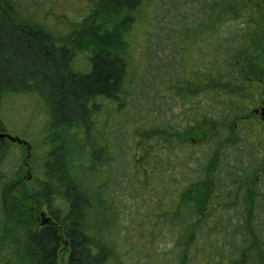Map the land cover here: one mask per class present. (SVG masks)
<instances>
[{
  "label": "trees",
  "instance_id": "1",
  "mask_svg": "<svg viewBox=\"0 0 264 264\" xmlns=\"http://www.w3.org/2000/svg\"><path fill=\"white\" fill-rule=\"evenodd\" d=\"M147 1L96 0L66 35L32 16L30 10L26 13L20 0H0V132H6L1 105L7 94L35 93L48 113L47 133L42 140L47 151L44 178L34 192L25 188L26 196H18L19 200L16 196L14 231L9 232L11 215L9 218L4 207L0 217V264H59L63 255H67V264H113L109 245L112 221L107 215L112 213L113 220L119 207L117 199L110 196V172L101 182L95 179L98 167L108 168L111 161L110 137L100 130V124L108 105L114 104L120 111L133 97L126 88L129 61L125 52L128 35L138 22L136 11ZM191 1L197 3L198 14L175 26L180 43V50L175 52L185 60V71L194 74L173 78L171 88L177 97L202 92L214 95L215 103L229 109L225 116L230 119L237 106L239 117L248 111L249 99L264 94V0ZM153 25L152 19L146 32L145 63ZM81 54L84 64L77 63ZM221 116L218 122H226ZM241 120L246 121L245 117ZM257 126L264 141V121L258 120ZM166 129L168 132L160 129L167 136L162 144L173 147L170 141L175 131L183 130L172 124ZM246 132L242 139L252 144L254 137L251 131ZM224 133L221 129L220 138L210 144L219 146L226 141L222 139ZM97 134L105 138L98 150L97 146H88L96 142ZM13 142L6 137L0 139V181L19 178L21 173L22 164L11 166V162L8 166L13 177L3 172ZM100 151L104 153L103 162L96 156L100 157ZM158 154L156 149L153 155ZM107 155L110 159L104 161ZM247 158L244 154L240 158L243 162L233 166L229 183L218 167L215 182L223 185L224 196H215L212 207L203 208L198 198L180 199L184 190L176 189V183L164 196L159 195V230L173 229L175 239L170 252L176 259L171 264H256L258 258L264 264V191L254 195L258 184L248 187L245 180L242 189L246 187V191L233 196L240 184L235 169L241 176L255 170L245 167ZM202 177L200 171L194 185ZM152 188L155 194L162 192L159 187ZM28 202L31 207L26 206ZM44 206L51 219L41 223L37 214ZM114 239L119 247L118 238Z\"/></svg>",
  "mask_w": 264,
  "mask_h": 264
},
{
  "label": "rangeland",
  "instance_id": "2",
  "mask_svg": "<svg viewBox=\"0 0 264 264\" xmlns=\"http://www.w3.org/2000/svg\"><path fill=\"white\" fill-rule=\"evenodd\" d=\"M20 1L26 13L30 10L32 16L66 35L73 30L77 20L90 12L96 2V0ZM197 14V3L191 0H148L136 11L138 22L128 35V50L125 52L129 61L126 88L133 92V97L129 98L130 102L120 111H116L114 104L108 105L100 130L102 132L105 130L110 137L111 150L109 149L108 155L111 161L108 162L110 165L108 168L98 167L99 171L95 178L96 183L101 182L110 172L108 178L110 196L117 199V202H114L119 207L116 218L113 217L112 220V213L107 215V220L112 221L109 245L113 250L111 252L113 264H171L173 258L176 259L175 254L170 252L175 244L171 231L173 229L160 231L161 221L157 217L158 199H162L159 195L164 196L163 193L171 189L172 183H176L175 187L179 191L184 190L178 196L180 199L198 198L203 208L206 205L212 207L215 196H224L221 189L223 185H217L215 182L218 167L221 169L223 179L228 181L234 172L233 166L243 162L240 158L246 154L248 162L245 167L247 169L255 167V170L249 176H241L235 169L240 184L233 196H238L244 189L246 191V187L242 189L245 180L248 187L258 184L254 195L264 191V141L261 140L262 133L257 126L258 120L262 121L264 114L255 110L257 107L260 108V100L264 98V94L249 99L248 111H244L239 117L237 106H234L235 113L229 119L225 116L229 109H225L223 104L215 103L217 99L214 95L210 97L206 92L200 95L193 93L195 96L188 99L180 95L177 97L171 88L173 78L178 76L185 78L194 74L189 70L185 71V60L178 55L179 52H175L180 50V43L176 38L178 26H175L184 24ZM152 19L154 25L149 34L148 59L145 63L146 32ZM143 31L145 35L141 38ZM202 34L203 32L200 35ZM203 47L207 48L206 45ZM193 50L192 47L191 55ZM78 57L77 63L84 64L83 55ZM40 102L35 93L29 95L12 93L5 95L1 105L6 133L23 140L13 142L12 149L15 152H11L10 149L3 168V172L6 174L8 172L9 177H13V171L9 170L8 164L10 162L11 166L22 164L19 178L0 181V217L4 215L2 213L4 207L7 208L9 218L11 215L9 232L16 228L14 220L17 216L15 212L17 205L13 206V203L17 202L14 201L20 199L18 196H26L25 188L34 192L44 178L43 163L47 151L42 140L47 133V129H44L48 113ZM219 116H225L227 121L218 122ZM241 117H245V123ZM171 124L183 130L178 133L175 131L174 138L170 141L171 143L173 141V147L169 143L162 144L167 136L161 134L162 131L168 132L166 128ZM221 129L225 131V137L223 135L222 139L225 138L226 141L219 146L210 144L220 138L221 135L218 134ZM244 130L251 131L254 137L252 144L242 139L245 138L242 136ZM103 135L97 134L96 142L88 146L92 148L97 146L95 149H100L105 142ZM156 149L159 150V154L153 155ZM99 153L101 158L98 154L96 156L103 162L104 153L103 151ZM108 155L104 161L110 159ZM146 160L151 161L145 164ZM200 171H203L202 180L194 185L197 181H193L198 179ZM259 180L261 181L258 182ZM152 187H159V192H162L155 194ZM217 187L220 188L215 193ZM186 193L188 196H184ZM30 205L28 202L26 206ZM37 218L41 223L46 222V218L51 219L47 207L44 206L38 212ZM95 219L98 220V217L95 216ZM95 225L97 227L98 222L95 221ZM114 238H118L121 244L119 247ZM128 248L130 249L127 250ZM260 261L258 258L256 264H260ZM59 264H67V255L61 257Z\"/></svg>",
  "mask_w": 264,
  "mask_h": 264
},
{
  "label": "water",
  "instance_id": "3",
  "mask_svg": "<svg viewBox=\"0 0 264 264\" xmlns=\"http://www.w3.org/2000/svg\"><path fill=\"white\" fill-rule=\"evenodd\" d=\"M9 138L10 140H12V141H18V142H21V141H23L21 138H19V137H15V136H13V135H11V134H9V133H6V132H0V139L1 138Z\"/></svg>",
  "mask_w": 264,
  "mask_h": 264
},
{
  "label": "flooded vegetation",
  "instance_id": "4",
  "mask_svg": "<svg viewBox=\"0 0 264 264\" xmlns=\"http://www.w3.org/2000/svg\"><path fill=\"white\" fill-rule=\"evenodd\" d=\"M260 103H261V106H260V108L259 107H257L255 110H256V112H259L260 111V114H264V98L262 99V100H260ZM262 119H263V121H264V117L262 116ZM261 120V119H260ZM46 222H47V219H46Z\"/></svg>",
  "mask_w": 264,
  "mask_h": 264
}]
</instances>
